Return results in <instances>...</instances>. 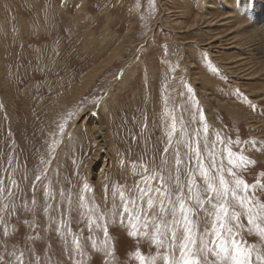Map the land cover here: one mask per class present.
Segmentation results:
<instances>
[{
  "label": "rangeland",
  "instance_id": "obj_1",
  "mask_svg": "<svg viewBox=\"0 0 264 264\" xmlns=\"http://www.w3.org/2000/svg\"><path fill=\"white\" fill-rule=\"evenodd\" d=\"M237 180L264 185V0H0V264H182L185 215L220 264L213 205L264 264Z\"/></svg>",
  "mask_w": 264,
  "mask_h": 264
},
{
  "label": "snow or ice",
  "instance_id": "obj_2",
  "mask_svg": "<svg viewBox=\"0 0 264 264\" xmlns=\"http://www.w3.org/2000/svg\"><path fill=\"white\" fill-rule=\"evenodd\" d=\"M205 180L207 183V191H216L217 198L219 199L221 193L214 189L213 184L211 182V178L205 174ZM221 185L225 184V181L221 179ZM237 187L240 184H244V191L247 192L249 188L252 190L257 189L258 187H264V185H260L259 183L254 185H247L243 181L237 180L236 182ZM143 192V189L140 190ZM231 191L233 194L234 199H238L240 205L243 207L245 201L248 199L247 196L237 197L234 189H228L227 187L224 188V193ZM149 205L151 206L152 201L149 199ZM199 202V201H198ZM202 203V202H201ZM211 203V200L208 201ZM213 207H218V212L216 214V220L220 221L219 227H217L214 223L213 229L211 231V235L214 237L213 244H214V251L216 255L219 257L220 264H250V253H246L241 247L240 242L237 241L234 237L236 233L234 232L233 228L230 227L227 223L229 219V208L226 205H213ZM127 210V207L126 209ZM181 211L185 212L183 203H181ZM220 212H223L224 218L221 220ZM248 220L249 223H253V217L251 215V209L248 210ZM231 219L235 220L237 224L239 223V217L233 212L231 213ZM175 223H179L178 221H174ZM184 224H185V236L183 242L180 244L181 247V261L182 264H198V261L193 258V250L195 249V245L197 242L196 235L192 232L190 225V221L187 218V215L184 216ZM259 226H257L258 228ZM133 233H130V235ZM173 239L175 240V232H173ZM201 247L199 251H203L207 244L201 238L200 240ZM175 246V245H174ZM139 255V254H138ZM259 259V257H257Z\"/></svg>",
  "mask_w": 264,
  "mask_h": 264
}]
</instances>
